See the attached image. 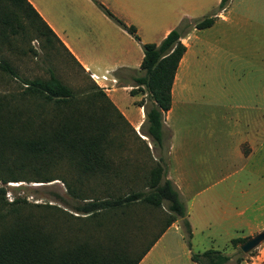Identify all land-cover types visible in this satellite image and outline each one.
Masks as SVG:
<instances>
[{
    "label": "trees",
    "instance_id": "1",
    "mask_svg": "<svg viewBox=\"0 0 264 264\" xmlns=\"http://www.w3.org/2000/svg\"><path fill=\"white\" fill-rule=\"evenodd\" d=\"M95 1L141 43L139 69L121 67L114 75L121 86L132 83L131 95H145L136 102L144 107L145 114L140 132L162 149L166 137L163 117L171 106L174 77L186 50L181 38L191 28L211 26L215 16L185 17L160 42L142 43L133 25ZM228 1L220 0L217 11L225 8ZM29 35L38 38L44 48L59 44L79 66L28 0H0V43ZM0 74L19 82L15 91H0V264H138L177 219L190 245L187 209L176 186L165 178L163 158L149 171L147 190L125 192L124 185L105 183L114 173L110 133L116 120L121 118L134 129L101 88L91 82L75 91L52 69L46 78L23 77L6 58H0ZM64 164L70 178L61 173ZM96 178L105 184L99 189L105 196H87L81 188L83 181ZM56 179L80 201L64 208L50 203L32 205L18 197L8 201L5 196L8 182ZM164 201L165 220L144 244L146 212L152 213ZM138 205L142 206L139 214L133 208ZM245 240L235 237L231 241L237 244ZM191 259L197 264H225L230 256L208 249L191 252Z\"/></svg>",
    "mask_w": 264,
    "mask_h": 264
},
{
    "label": "rangeland",
    "instance_id": "2",
    "mask_svg": "<svg viewBox=\"0 0 264 264\" xmlns=\"http://www.w3.org/2000/svg\"><path fill=\"white\" fill-rule=\"evenodd\" d=\"M97 1L117 18L124 22L132 21L136 27H145L143 15L148 14L147 8L151 9L152 14L158 15V0ZM215 1L211 0L212 3ZM229 1V13L226 14L230 19L225 24L219 21L214 27L201 33V37L207 38L210 44L207 49H203L202 64L194 66L186 76L187 89L182 90L180 96V99L185 98L187 102L185 107L196 109L194 115H191L194 128L199 131L212 130L214 136L212 158L215 167L201 170L206 175L204 182H199L186 194L188 199L185 207L193 224L190 245H187L193 253L208 249L225 253L230 256L225 264H238V259L241 264H264V241L247 253L241 250V243L234 244L231 241L235 237L247 239L264 230V0ZM36 2L51 21L72 36L77 46L93 52L102 46V38L112 33V26L118 25L95 0ZM152 3L156 5L152 6ZM217 7L203 15H211L213 11L215 13ZM203 15L194 19H201ZM0 58L9 60L19 74L27 78H46L49 76V69H52L62 82L75 91L86 88L93 82L89 74L59 44L55 43L51 49L44 48L41 41L33 35L23 39L15 36L10 43H0ZM241 87L251 88L256 93L257 127L261 130V144L257 145L248 162L236 157L233 151L236 137L230 136L235 129L230 115L239 112V109L230 108L228 102L233 103L231 105L239 103L234 97ZM17 88V79L0 74L1 92L15 91ZM117 94L125 102L130 100L129 93L122 88ZM203 98L215 99L212 108L203 105L206 104ZM119 120H116L110 133L113 140L111 158L114 173L105 183L109 182L112 186L124 185L122 191L125 192L147 190L146 177L158 162L153 159L146 146L150 138L141 140L123 119ZM234 164L236 167L242 166V169L235 171L232 167ZM228 165L230 166L227 167ZM232 172L235 174L225 177ZM61 173L65 176L70 174L66 164ZM83 183L81 188L86 190L87 196H105L99 192L105 184L100 183L98 178ZM5 189L8 201L18 197L32 205L50 203L68 208L65 206L80 201L69 194L64 183L58 179L49 182H8ZM141 207L138 205L133 208L139 214ZM165 207L164 201L163 205L151 208L152 213L146 212L144 244L157 232L161 222H164ZM259 224L261 227H258ZM184 258L187 260L186 256Z\"/></svg>",
    "mask_w": 264,
    "mask_h": 264
},
{
    "label": "crops",
    "instance_id": "3",
    "mask_svg": "<svg viewBox=\"0 0 264 264\" xmlns=\"http://www.w3.org/2000/svg\"><path fill=\"white\" fill-rule=\"evenodd\" d=\"M28 1L52 28L79 66L88 74L89 72H103L104 70H109L114 74V71L121 67L139 69L143 58L141 43L122 27L113 25L112 33L102 38V46L98 51L93 52L90 49L77 46L72 36L63 27L56 25V23L48 18L36 0ZM219 2L220 0H216L214 3L211 0H158V15L152 14L151 9L147 8L148 14L143 15L145 21L144 28L140 25L136 27L131 23L132 21L126 20L127 22L125 23L133 25L136 28V32L142 43H158L183 18L193 19L198 16L201 17V15L211 8L218 6ZM155 5L156 3H152V6ZM229 5L230 1H228L225 8L215 13L213 11L212 14L215 18L211 26L202 29L191 28L181 38V42L186 47V50L180 59L174 77L171 91V106L164 113L163 117L164 130L166 132L164 146L161 149L152 145L150 140H147L148 149L153 159H164L165 178L171 180L176 186L185 206L188 199L186 194L190 193L199 182L203 183L205 180L206 175L201 170L209 169V167L213 168L215 164L212 158L214 151L213 131L208 129L199 131L194 128V124H191V115H194L196 109L193 110L190 107H185L187 102H185V98L180 99L181 91L187 89L186 76L191 73L194 66L202 64L204 59L203 49H207L210 44L207 38L201 37V33L204 30L211 29L219 21L225 24V21L230 19V16L226 14ZM131 84L127 83V85L121 86L120 82H118L116 87L109 89L105 93L130 123L134 132L145 139L148 137L142 135L140 132V127L145 120L144 107L136 103L144 98L145 95H131L129 92ZM199 84L202 85L204 82H199ZM120 88L129 93L130 100L128 102L123 101L117 94ZM255 96L256 93L251 88L241 87L234 97V100L239 103L231 105L233 103L228 102L230 108L239 109V112L230 115V118L234 120L235 127L231 131L230 136L236 137L233 149L236 157L245 162L251 159L257 145L261 144V130L259 126L257 127V99ZM203 100L206 104H201L212 108L211 105L215 99L203 98ZM259 118L261 119V116ZM188 121L190 123L187 124ZM232 167H234L235 171L242 169V166L236 167L235 164ZM232 174H235V172L229 173L225 177H230ZM189 216V211L187 210L186 217L193 229ZM185 256L187 260H185ZM138 264H197L191 259V251L188 249L184 227L180 219L172 222L164 230Z\"/></svg>",
    "mask_w": 264,
    "mask_h": 264
},
{
    "label": "built area",
    "instance_id": "4",
    "mask_svg": "<svg viewBox=\"0 0 264 264\" xmlns=\"http://www.w3.org/2000/svg\"><path fill=\"white\" fill-rule=\"evenodd\" d=\"M91 80L104 92L116 87L118 78L109 70L103 72H89Z\"/></svg>",
    "mask_w": 264,
    "mask_h": 264
},
{
    "label": "water",
    "instance_id": "5",
    "mask_svg": "<svg viewBox=\"0 0 264 264\" xmlns=\"http://www.w3.org/2000/svg\"><path fill=\"white\" fill-rule=\"evenodd\" d=\"M264 241V230L255 234L252 237L247 238L240 244V248L243 252L247 253L253 248L257 247L261 242Z\"/></svg>",
    "mask_w": 264,
    "mask_h": 264
}]
</instances>
